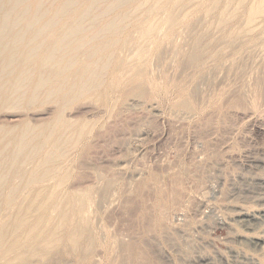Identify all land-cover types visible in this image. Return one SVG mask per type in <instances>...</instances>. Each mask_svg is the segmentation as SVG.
Here are the masks:
<instances>
[{"label":"bare ground","instance_id":"1","mask_svg":"<svg viewBox=\"0 0 264 264\" xmlns=\"http://www.w3.org/2000/svg\"><path fill=\"white\" fill-rule=\"evenodd\" d=\"M199 1L157 0L158 9L164 13L159 23L147 24L143 21L133 25V27H128L130 14L127 6L133 0H0V109H20L47 103L54 104L50 119L41 125H32L28 121H21L12 126L0 125V264H30L37 258L38 261H42V264L51 258H56L53 260L57 264H63L66 260L63 255L71 257V264L97 263L93 261V253L100 237L96 227L100 225L95 223L98 220L102 221V219L95 222V218L94 223L92 216L95 217L97 214L102 216L101 211L103 209L99 210V213L96 207L98 213L95 215L93 212V215L92 206L97 202L96 198L99 193L98 198L107 197L106 195L112 185L111 179L104 176L101 188L96 185L98 189L100 188L96 198L93 197L96 191L88 184L89 187L83 185V189L72 187L73 181L82 177L75 168L79 169L87 164V156H89L90 149L93 148L90 144L92 140L89 137L92 138L90 134L96 123L88 124L85 120L68 118L65 111L72 108L73 103L75 104L83 98L88 99L90 103L96 106L110 108L107 103L109 101L114 102L111 97H115L112 95L113 93L110 94L112 90L119 91L121 89L122 94L120 96L123 95V99L117 98L121 102L128 97L148 100L156 91H165L167 84L159 86L148 77V67L146 68L142 63L146 57L143 55L147 54L149 57L153 52V54H158L157 56L160 54L161 56V53H158L159 50L155 48L156 42L159 39L172 40L178 25H183L184 31H190L186 26L187 20L179 18L177 14L184 12L191 3ZM148 2L149 0H143L142 3L136 5L133 11ZM231 3L232 0H209L202 9L208 16L215 15L218 26L222 28H227L233 21L239 22L238 18H241L242 15H244L246 27L251 29L257 28L264 20V0H254L252 3H247L246 0H237L233 10L230 11ZM247 31L240 34L229 29L227 41L230 46L234 48V38L245 36ZM185 36H189V33ZM189 37L192 38L193 36ZM136 38L139 40L131 45L130 41ZM190 41H192L191 48L186 54L187 58L182 60L185 59L184 61H186L187 59L186 63L183 62L189 67L190 65L199 66L204 55L202 38L193 37ZM261 46V51L264 53V44ZM127 48H131L133 51L126 58L122 54L126 52L124 55H128L127 53L131 52V49L129 51ZM125 49L128 51L124 52ZM150 51L152 52L149 54ZM179 54L185 56L181 53H178L177 56ZM154 57L156 58V55ZM173 62L174 65L177 64V62ZM146 63L148 62L146 61ZM178 66L176 67L179 69ZM126 68L130 72V76L127 78L119 73L121 69ZM186 68L187 66H185ZM185 69L183 68L182 71L184 72ZM178 71L180 72V70ZM262 71L264 73V68ZM259 73L261 74V72ZM201 74L200 77H202ZM200 81L206 82V80ZM185 85L177 88L178 92L174 89L178 96L176 102L173 101L175 110L171 115L176 118L183 116V114L178 115L179 110L192 115L197 111L199 112L196 107V98L201 94L198 91L199 87L193 86L194 83L190 85L193 86L190 88H188L189 85ZM249 86V90L244 89L248 90L247 94H249L248 97H252L251 100L246 99L245 90L241 89L245 93L242 91L240 93L239 89L237 95H241L233 98L232 102H235L237 107H244L253 101L252 106L255 110L256 108L264 110L261 107L264 104V78L257 76ZM149 89H152L151 93H149ZM171 89L172 87L170 91ZM177 93H173L172 96L177 95ZM109 94L112 96L110 97ZM116 96L119 97L117 94ZM116 100L115 102L119 101ZM113 104L116 105V103ZM115 105L108 109L111 114L108 116H112ZM250 108L253 110L252 107ZM221 111L218 109L215 114L224 116ZM108 119L111 120L112 118ZM109 127L111 126L109 125ZM100 129H103V126ZM105 131L107 130L103 132ZM109 131L110 129H108ZM72 149L81 151L76 157L77 159L68 157V152ZM148 178L150 183L154 184V177L149 175ZM191 178L192 183H194L192 185H195L196 188L200 186L201 189V185L207 177L206 174L196 173ZM182 184L179 178L178 180L175 178L174 184L169 189V185L166 186L167 189L155 187L156 193L152 191L153 194H156L154 202L152 201L154 203L153 208L151 207L152 211L149 207L150 212H147V208L139 209L141 212L138 210L140 214L137 213L139 215L138 220L143 221L145 231L154 227L153 230L169 237V235L177 233L178 229L183 228L181 225V228H176L174 225L175 229L178 230L176 232L173 230L174 228H168L171 227V224L168 227L164 225L168 224L167 216H169L170 210H173L175 205L179 206L182 203H179L184 190ZM76 186L78 188L77 184ZM189 201L191 203L192 200L189 198ZM152 202L151 204H153ZM127 204L129 205L128 202ZM149 204L147 205L149 206ZM192 208L190 207L191 210ZM247 208L250 207L247 206ZM239 210L240 213H238ZM239 210L237 214L242 217V223L248 230L247 232L253 231L256 229L255 227L258 229L262 225L264 220L260 217H264V209H261V212L255 210L257 213H252L244 208L241 210V207ZM104 218L103 220L107 219L105 215ZM192 219L188 221H192ZM234 223L236 222L234 221ZM246 230L244 231L246 232ZM249 233L239 236H243L244 241L255 239V243L257 241L258 244L260 242L264 244V235L254 237L256 235L252 236ZM96 234H98V238ZM117 241L122 245L123 241H121L122 243L120 240ZM224 243L226 244V242ZM126 245L128 244H125L124 247ZM141 249L142 247L126 246L125 250H128V253L123 251L128 254L129 262L125 263L121 256V262L123 261L121 264H151L152 256L147 255ZM122 255L124 256L123 253ZM249 255H242L244 259H248L245 261L239 258L242 261L241 264L252 263V254ZM113 259L115 260V258ZM118 261L120 262L119 258Z\"/></svg>","mask_w":264,"mask_h":264},{"label":"rangeland","instance_id":"2","mask_svg":"<svg viewBox=\"0 0 264 264\" xmlns=\"http://www.w3.org/2000/svg\"><path fill=\"white\" fill-rule=\"evenodd\" d=\"M246 1L252 3L254 0ZM142 2L143 0H133L127 6L130 14L128 27H133V25L143 21L147 24L159 23L164 16V13L158 9L157 0H149L146 5L133 11L136 5ZM208 2L209 0H200L191 3L184 12L178 13L179 18L187 20L186 26L190 31H184L183 25H178L172 40L159 39L156 42L155 48L159 50L158 53H161V56L159 54L160 57L150 51L149 54L151 52L152 54L149 57L147 54L143 55L149 60L146 57L141 59L144 66L148 67V71H146L149 74L147 75L153 82L159 86L167 84L165 91H156L155 94L157 95L153 94L148 100L128 97L121 102L119 100L123 99V95L120 96L122 94L121 89L117 90L118 93L116 90H112L110 94L113 93L112 95L115 97L109 95L112 96L111 99L113 98L114 102L109 101L112 103L111 105L107 103L110 108L115 105L113 103H116L112 116L108 110L110 108L96 106L84 98L75 104L73 103V107L71 106L72 108L65 111L68 118L85 120L88 124L96 123L90 134L92 138L89 137L92 140L90 141L91 147H93L90 149L91 153L89 152V156L90 154L91 156L90 158L87 156V164L81 166L80 170L75 168L82 177L77 179L80 183L74 180L72 183L74 185L71 184V186L74 189H83V185L88 184L97 192L103 184L104 176L111 179L112 185L106 195L107 199L98 198L100 196V193L98 196V192L93 194V197H98L96 198L97 204L94 203V207L92 206L96 212L91 209L92 214L95 213L96 215L98 212L100 213L99 210L103 209L101 211L102 216L99 214L101 217L98 214L95 217L91 214L93 222L95 218V222L102 219V221L94 222L96 225L98 223L100 225L96 227L98 234H100L98 239L100 243L98 241L99 247L96 245L93 253V261L97 262L96 264H111L112 261H114L113 264H121L122 259L128 263V250H125L128 245L133 248L142 247V251L152 256L151 264H241V260L244 259L242 255L246 254H252L251 264H264L263 242L258 244L257 241L255 243V239L244 241L243 238L244 234L249 232H254L249 233L252 236L256 235L254 237H262L264 235V221L258 229L255 227L256 229L253 228V231L247 232L248 230L242 223V217L237 214L240 207L241 210L244 208L252 213L264 209V110L261 108L255 110L252 106L253 101L248 102L249 104L244 107H237L235 102H232L233 98L241 95H237L239 89L240 93L241 89H248L257 76L264 78V75H261L264 74L262 73L264 53L261 51V45L264 44V20L257 28L251 29L246 27L244 15H242L241 18H238L239 22L233 21L227 28H222L218 26L215 15L208 16L203 11L202 7ZM236 3L237 0H232L229 7L230 11L233 10ZM229 29L240 34L248 30L245 36L234 38V48L227 41ZM183 33L185 35L189 33L191 37L202 38L204 55L203 61L200 60L202 63H199L200 68L191 65L189 67L187 64L185 65L187 59L186 61H184L185 59L182 60L187 58L186 54L191 48L192 41L190 40L193 38L189 36L187 38ZM182 35L186 39L184 36L183 39ZM138 40L136 38L130 41V44L132 45ZM127 49L130 51L131 48ZM127 49L124 52L128 51ZM147 50L146 52L149 51ZM132 51L131 49V52L127 53L128 55H124L126 52L122 55L127 58ZM177 52L185 54V56L180 54L177 56ZM173 61L181 66L176 63L174 65ZM183 65L189 69H185ZM183 68L186 71L183 72ZM119 73H122L121 75L125 78L130 76L128 68L121 69ZM205 74L206 76H204ZM200 80H206V82L203 83ZM195 81L201 84L196 82V86ZM192 83H194L193 86L199 87V94L201 93L196 98V107L199 112L197 111L194 113L195 115H192L179 110L178 115L183 114V116L180 118L173 117L171 114L175 110L173 101L176 102L177 100V88L185 84H187L185 86L189 85L188 88H190L193 87L190 86ZM248 90H245L246 99L251 100L252 97H248L249 94H247ZM245 91L242 92L245 93ZM151 92L152 89H149V93ZM173 93H177V95L172 96ZM115 98L119 99L116 100ZM115 100L119 101L115 102ZM224 107L226 110L223 109ZM261 107L264 108V104ZM53 109V103L20 109L2 108L0 109V125L12 126L21 121H28L32 125H41L50 119ZM218 109L222 110L224 116L215 114ZM108 114L110 115L108 116ZM115 116L117 117L115 118ZM110 117L111 120L108 119ZM102 126L103 129H100ZM108 129H110L109 132ZM102 130H107L105 131L106 134ZM78 149L69 150L68 157L76 158L81 152ZM196 173L206 174L207 177L201 185V189L200 186L196 188L195 185H192L194 183H192L191 176L193 177ZM149 175L154 177V184L150 183ZM174 177L176 180L179 178L183 183L184 190L181 195L183 199L180 198L179 203L182 202L181 205L178 203L179 206L175 205L174 209L170 210L169 216H167L168 224L164 225L168 227L171 224V227L168 228H174L173 230L176 232L179 230L181 233L178 231L168 237L164 233L161 234V232L153 230L154 227L145 231L143 221L138 220V210L148 208L147 212L152 211L153 200L156 198V194H153L157 190L155 187L167 189L166 186H170L171 183V186L174 184ZM97 181L98 183H96ZM96 185L100 188L98 189ZM169 186L168 189L171 188ZM94 187H97L96 190ZM149 187L151 188L149 189ZM189 198L195 203L192 201L190 203ZM105 203L106 205H104ZM192 204L196 206L193 207ZM247 206L250 208L248 209ZM190 207H193L192 210ZM240 212L239 210L238 213ZM104 215L107 217L106 220H103ZM260 218L264 220V217ZM190 219L196 220L188 221ZM174 225L176 228L180 225L183 228L180 227L181 229L177 230ZM98 234H96L97 238ZM239 235L243 236L240 237ZM117 240L123 241V243L121 242L122 245H128L125 247L123 245L124 249L123 247L121 249L122 245ZM217 251L220 252V255ZM237 255L238 258H236ZM63 257L66 258L63 264H71L70 256L65 257L63 255ZM53 259L56 258L47 259L45 264H57ZM111 259L113 260L111 261ZM245 260L248 259L243 261ZM41 262L37 258L30 264H42Z\"/></svg>","mask_w":264,"mask_h":264}]
</instances>
